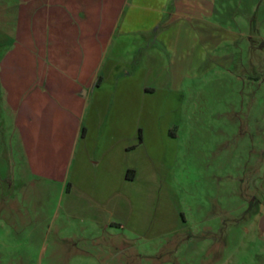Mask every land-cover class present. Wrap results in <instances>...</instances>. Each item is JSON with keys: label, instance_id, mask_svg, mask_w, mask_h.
Masks as SVG:
<instances>
[{"label": "rangeland", "instance_id": "1", "mask_svg": "<svg viewBox=\"0 0 264 264\" xmlns=\"http://www.w3.org/2000/svg\"><path fill=\"white\" fill-rule=\"evenodd\" d=\"M134 1L141 7H129L122 25L160 22L153 35L118 32L116 53L133 57L132 73L154 50L157 29L178 19L199 36L182 88L159 89L123 114L126 137L167 138L165 193L178 229L152 239L115 226L91 231L84 213L67 212V189L30 176L13 134L0 138V264H264V0H188V18L175 15L177 0ZM156 2L166 4L152 16ZM18 4L0 0V44L15 39ZM175 57L167 50V62Z\"/></svg>", "mask_w": 264, "mask_h": 264}, {"label": "crops", "instance_id": "2", "mask_svg": "<svg viewBox=\"0 0 264 264\" xmlns=\"http://www.w3.org/2000/svg\"><path fill=\"white\" fill-rule=\"evenodd\" d=\"M18 1L15 39L0 44V138L17 136L30 176L67 189V212L84 213L91 231L115 226L147 239L173 233L178 222L165 193L171 147L167 138H136L134 130L126 137L123 114L126 108L139 112L141 99L159 89L182 88L195 61L187 59V49L199 39L192 24L177 19L157 29L154 50L134 74L133 57L116 53L118 32L153 35L160 22L152 18L141 28L132 16L122 25L127 9L134 13L140 4ZM154 6L152 16L162 14L163 6ZM176 6V16L189 17L188 0ZM167 50L176 54L169 62ZM168 63L169 72H158V64ZM7 115L14 122L10 133Z\"/></svg>", "mask_w": 264, "mask_h": 264}, {"label": "water", "instance_id": "3", "mask_svg": "<svg viewBox=\"0 0 264 264\" xmlns=\"http://www.w3.org/2000/svg\"><path fill=\"white\" fill-rule=\"evenodd\" d=\"M261 222H262V224L264 226V216L262 217Z\"/></svg>", "mask_w": 264, "mask_h": 264}]
</instances>
